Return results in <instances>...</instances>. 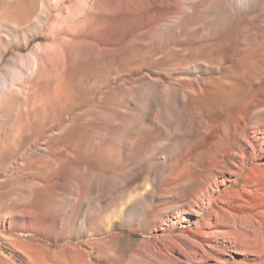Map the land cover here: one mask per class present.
<instances>
[{
  "label": "rangeland",
  "instance_id": "1",
  "mask_svg": "<svg viewBox=\"0 0 264 264\" xmlns=\"http://www.w3.org/2000/svg\"><path fill=\"white\" fill-rule=\"evenodd\" d=\"M40 3L54 5L0 0V76L11 86L0 94V179L26 212L0 225L4 260L43 264L45 246L67 242L117 258L109 264H264V143L200 216L187 204L211 188L226 143L241 146L229 134L207 148L219 127L264 136V0H196L164 31L144 26L155 15H119L138 21L139 38L112 58H67L49 87L29 77L34 47L49 43L36 35ZM173 178L178 190L162 192Z\"/></svg>",
  "mask_w": 264,
  "mask_h": 264
},
{
  "label": "bare ground",
  "instance_id": "2",
  "mask_svg": "<svg viewBox=\"0 0 264 264\" xmlns=\"http://www.w3.org/2000/svg\"><path fill=\"white\" fill-rule=\"evenodd\" d=\"M53 1V6H51L50 3L45 4V6L40 3V12L43 14L41 16L43 19V27L40 28L41 30L39 29L36 35L42 34L49 39V43L45 45L39 44L34 47V50H37V52L31 57L32 76H29L32 80L38 78L45 79L47 87H49L51 82L56 78L57 69L66 63L67 58H75L77 55H80V58H112L117 54L120 55L123 52V49L127 47V45H124V42H135L139 38L136 31L138 21L131 22V20H122L118 17L119 15L138 14L139 18L143 15H155L157 19H152L151 24L148 21L145 22L144 26L152 25L156 29L164 31L176 20L180 19L182 14L197 11V8L193 5L196 0ZM238 1L244 3L247 0ZM201 9H205V7ZM123 26H128V30H124ZM34 36L35 34L32 31L25 32L24 44H27L29 42L28 39H31ZM88 50H90L89 54H87ZM25 74L28 75L27 73ZM244 85L246 84L243 82L242 86ZM10 87L9 82L5 80L3 76H0V94L7 92ZM222 110H224L222 111L223 117H226L228 111L226 109ZM218 129L222 130V135L220 137L219 133L213 135L211 142L206 146L207 148H211L213 145L218 146V144L223 141L222 139L226 138L229 134L234 135L236 139L239 138L241 146L237 151H233L231 146L226 143L224 148L226 155L223 157V160L220 162L215 161L219 168L218 173L213 179H209L205 183L210 184L211 188L207 192L198 191L197 194L195 193L194 200H187L188 211L195 216H200L202 214L204 203L211 196V189L214 187V190L217 189L219 184L218 181H221V184L223 185L231 180L232 175L234 178L241 175L243 167L248 164L247 161L260 154L262 147L261 143H264V136L261 138L251 136L249 138L247 136L240 137L239 133L234 134V126L229 128H223L221 126ZM7 133L8 132H3V134ZM259 141H261V143ZM229 154L236 156L237 159L234 161L230 160ZM186 180L187 182L185 183H188L189 180L193 181V175L190 172L184 177V181ZM1 181H4V179H0V194H2L0 195V225L8 229L12 225H17L15 224L17 223L15 220L19 222L24 221L21 217H25L24 214L26 212L23 207L13 208L10 205V202L8 201L11 200V196L5 183ZM233 181L234 184H237V181ZM178 188L179 186L173 178L169 183V186L162 189V192H173L178 190ZM152 194L154 195L153 192ZM168 201L170 202L167 206L168 209L171 208V206H179L178 202H173L170 198H168ZM184 211L180 210V215ZM118 217L121 222L131 221V217L123 212L119 213ZM164 224H166L164 221H160L159 223V225ZM52 237L55 239V236ZM198 239L200 245H209L208 240H204L201 237ZM12 242L16 243L15 240H12ZM83 243L87 245V243ZM68 245L70 244L65 242L62 245L61 250H55L50 245L47 247L45 246L44 250L46 258L42 260L44 261L43 264H104L103 262L109 264L110 260L117 259L111 257L112 259L103 261V258H100L102 255L99 252L91 255L90 251H85L80 244H76V248ZM32 246V248L36 249L38 247L37 244H33ZM27 255L30 254L27 253ZM165 261L171 263V260L167 258ZM0 264L12 263L8 260H4L0 252ZM116 264H129V262L125 261L124 263H121L120 261H117Z\"/></svg>",
  "mask_w": 264,
  "mask_h": 264
}]
</instances>
